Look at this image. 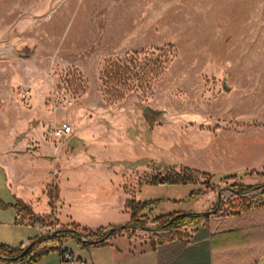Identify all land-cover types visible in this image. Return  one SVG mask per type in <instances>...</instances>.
I'll list each match as a JSON object with an SVG mask.
<instances>
[{"label": "rangeland", "instance_id": "rangeland-1", "mask_svg": "<svg viewBox=\"0 0 264 264\" xmlns=\"http://www.w3.org/2000/svg\"><path fill=\"white\" fill-rule=\"evenodd\" d=\"M135 52L147 64V81L130 74L126 82L104 84L107 63H123ZM158 57L169 62L155 77L150 71ZM29 84L46 95L54 112L78 104L90 86L102 93L105 111H96V119L125 134L128 151L143 155L128 165L137 169L123 185L138 204H152L143 215L207 205L212 192L216 203L223 201L220 218L263 203L262 191L241 199L231 188L263 185L264 160L255 167L232 161L227 175L236 177L222 181L202 176L196 184L149 181L168 170L181 173L188 168L181 159L198 157L201 142L193 138L189 151L178 153L170 135L175 144L217 132L240 141L264 138V0H0V93L5 86L10 92L0 95V109L4 98L26 105L19 92ZM66 99L73 106L63 105ZM9 215L0 206V246L19 247L38 235L31 226L11 225ZM149 220L147 230H160ZM63 245L82 251L75 240Z\"/></svg>", "mask_w": 264, "mask_h": 264}, {"label": "crops", "instance_id": "crops-1", "mask_svg": "<svg viewBox=\"0 0 264 264\" xmlns=\"http://www.w3.org/2000/svg\"><path fill=\"white\" fill-rule=\"evenodd\" d=\"M26 88L31 90L26 105L4 98L7 103L0 109V206L9 212L11 225L31 226L38 235L19 247L1 246L24 249L43 236L42 228L49 225L56 230L77 228L79 235H88L130 224L132 212L127 203L132 195L123 185L126 176L137 169L128 165L142 161L143 155L140 150L128 151L132 146L127 144L125 134L110 130L108 121L96 119L95 112L106 106L102 93L90 86L78 104L54 112L44 93L37 94L30 84ZM1 94L10 96L9 87H3ZM63 122L69 123L72 131L57 146L44 139L43 133L49 125ZM169 138L171 148H177L178 153L180 149L182 153L189 151L193 138L201 142L197 158L191 162L184 157L180 162L215 180L232 172L229 169L232 161L240 165L242 160L255 167L264 160L263 137L240 141L218 132L194 134L180 141L179 147L171 135ZM28 142H35L38 148L27 151ZM232 143L236 146L231 147ZM99 153L104 157H98ZM55 169L57 177L53 176ZM212 193L214 199L207 205L196 202L189 210L176 209L163 216L206 214L216 203V195ZM156 218L150 217L151 226L157 225ZM225 219L212 212L197 229L129 228L103 246L84 247L69 239L75 240L82 251L50 245L51 252L38 264H68L62 263L61 250L89 264H218V222ZM257 264H264V257Z\"/></svg>", "mask_w": 264, "mask_h": 264}, {"label": "trees", "instance_id": "trees-1", "mask_svg": "<svg viewBox=\"0 0 264 264\" xmlns=\"http://www.w3.org/2000/svg\"><path fill=\"white\" fill-rule=\"evenodd\" d=\"M161 51V50H160ZM140 52H135L133 58L125 62L109 61L102 73L104 84L109 81L120 83L131 79V75L141 80L147 81V73L145 69L147 64L145 61L139 62ZM168 60H162L158 57L154 63L155 67L150 71L155 77H160L167 69ZM130 63V65H128ZM142 72H145L142 74ZM251 175V174H250ZM207 178V182L215 181L214 177L200 171L184 168L181 173L166 171L163 176L159 175L153 178L151 184H196L198 177ZM236 175H220L218 180L226 178H235ZM231 191L238 198H246L253 192H259L263 201L262 204L256 206H246L240 212L232 214L221 223L218 222V264H257L264 257V184L260 186L248 185L243 186L234 184ZM201 193V191H200ZM52 200L54 194L51 192ZM195 194L192 195V198ZM223 205L221 197L217 203L206 214L182 213L179 215L161 216L156 218L155 222L160 230H180L182 228H199L207 219L209 214L215 212L219 215ZM145 207L150 205H144ZM142 204H138L135 200L127 203V208L132 212V220L130 224L121 227H111L102 229L88 235H79L77 228H68L56 230L51 236H40L34 239L27 247L19 250H12L5 246L0 247V262L3 264H38L40 260L48 255L51 250L50 245H63L69 239L77 240L82 246H103L107 240L115 237L117 234L129 228L147 230L146 223L150 219L147 215L142 214L144 210ZM68 251L61 250V256Z\"/></svg>", "mask_w": 264, "mask_h": 264}, {"label": "built area", "instance_id": "built-area-1", "mask_svg": "<svg viewBox=\"0 0 264 264\" xmlns=\"http://www.w3.org/2000/svg\"><path fill=\"white\" fill-rule=\"evenodd\" d=\"M19 97L21 101L28 102L31 98V90L28 88H23L19 92ZM63 105L65 106H73V101L70 99H66L63 102ZM54 109L58 108L57 104L54 102L53 105ZM72 131V127L69 123L63 122L61 124L54 123L52 125H49L46 130L43 133V137L45 140L51 141L55 146L58 145V143L68 134H70ZM38 148V145L35 142H28L26 146L27 151H35ZM58 170L55 169L53 176L57 177ZM43 236H51L53 233L56 232V229L54 226H44L42 228ZM62 263H68V264H89L86 262H83L79 259H77L72 253L67 252L64 255L61 256Z\"/></svg>", "mask_w": 264, "mask_h": 264}, {"label": "water", "instance_id": "water-1", "mask_svg": "<svg viewBox=\"0 0 264 264\" xmlns=\"http://www.w3.org/2000/svg\"><path fill=\"white\" fill-rule=\"evenodd\" d=\"M223 88H224V90L228 91L226 83L223 84ZM145 113L149 115L151 113V110L150 109H146Z\"/></svg>", "mask_w": 264, "mask_h": 264}]
</instances>
